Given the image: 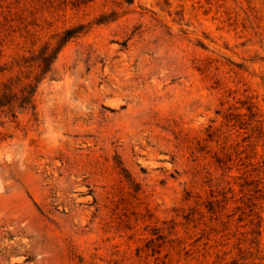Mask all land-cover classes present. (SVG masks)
<instances>
[{
  "label": "rangeland",
  "instance_id": "374dc122",
  "mask_svg": "<svg viewBox=\"0 0 264 264\" xmlns=\"http://www.w3.org/2000/svg\"><path fill=\"white\" fill-rule=\"evenodd\" d=\"M40 25L35 53L81 33L35 116L0 126V264H155V232L166 264H264V0H92Z\"/></svg>",
  "mask_w": 264,
  "mask_h": 264
},
{
  "label": "trees",
  "instance_id": "16d2710c",
  "mask_svg": "<svg viewBox=\"0 0 264 264\" xmlns=\"http://www.w3.org/2000/svg\"><path fill=\"white\" fill-rule=\"evenodd\" d=\"M6 1L0 0V59L5 51L20 45L17 41H22V46H29V56L15 54L10 57L9 62L0 66V126L15 123L23 114L35 116L34 98L39 82L51 74L52 65L60 50L81 33L80 27L67 29L52 37L53 42L44 43L35 53L34 48L40 40L35 29L43 24L40 25L43 13L60 11L68 5L71 9H76L92 0H13L12 4H7ZM123 2L132 4V0ZM153 236L154 239L146 241L141 249H137V257L149 253L146 256L152 257L155 264H166L169 255L160 258L164 238L158 232Z\"/></svg>",
  "mask_w": 264,
  "mask_h": 264
}]
</instances>
